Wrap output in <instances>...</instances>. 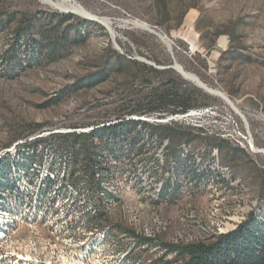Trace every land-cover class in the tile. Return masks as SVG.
I'll use <instances>...</instances> for the list:
<instances>
[{
    "label": "rangeland",
    "instance_id": "1",
    "mask_svg": "<svg viewBox=\"0 0 264 264\" xmlns=\"http://www.w3.org/2000/svg\"><path fill=\"white\" fill-rule=\"evenodd\" d=\"M75 1L99 20L111 22L121 54L127 48L132 51L129 59L141 64L144 62L138 59H144L150 63L147 65L156 67L142 55L149 51L137 49L125 36V32L136 30L154 34L171 57H175L173 49L193 57L192 63L189 58L177 63L182 67L193 64L197 70L188 73L224 93L245 116L243 120L223 99L212 96L214 106L220 108V116L201 123L226 134L230 144L247 142L264 149V0ZM39 10L82 18L40 0H0V13L23 15ZM142 24L147 28L140 27ZM98 25L88 26L86 42L68 46L55 57L37 54L29 41L20 48L17 56L20 61L15 68L5 64L3 56L12 44L14 32L0 31V149L39 129L38 125L65 133L114 120L119 114L128 115L135 108L134 102L147 95L140 79L133 80L128 72L113 73L98 86H81L78 80L103 66L102 59L108 57L105 52L110 47L116 50L108 29ZM161 38H167V42ZM146 43L155 44L152 40ZM180 43L188 51H183ZM162 47L154 48L159 58L163 57ZM197 57L205 62L206 69L197 66ZM247 148L246 153L264 174V155L254 153L248 144ZM237 177L231 180V188L234 191L239 186L238 193L232 194L228 189L212 194L210 190L194 187L181 190L180 199L174 203L148 202L143 196L147 192L121 181L117 186L120 201L105 212L102 222L73 231L66 225L62 229L46 222L20 226L17 234L0 246L2 262L7 264L14 256L24 255L49 264H94L93 259H98L96 264H119L118 253L130 247L131 264H150L162 257L164 252L158 247L137 248L133 238L137 233L147 238L152 235L157 242L208 244L214 236L234 231L243 216L259 207L258 186ZM106 229L113 233L105 242ZM90 251L96 252L93 257ZM173 257L169 255L167 259Z\"/></svg>",
    "mask_w": 264,
    "mask_h": 264
},
{
    "label": "trees",
    "instance_id": "2",
    "mask_svg": "<svg viewBox=\"0 0 264 264\" xmlns=\"http://www.w3.org/2000/svg\"><path fill=\"white\" fill-rule=\"evenodd\" d=\"M13 25L14 28H12ZM88 26L99 27L96 22L75 17L73 14L42 10L23 15L2 12L0 13V31L12 29L14 32L12 44L3 55L5 64L12 68L17 67L20 61V59H17L20 48L22 45L26 46L29 41L33 43L32 45L36 49L37 54H42L45 57H55L68 46L86 42L89 37ZM125 36L137 49H147L149 52L142 53V55L149 58L155 63L156 67L163 68V70L129 59L128 56L132 54L130 48H127L121 54L110 47L105 52L108 57L101 61L103 66L98 67L94 73L78 80L81 82L82 87L91 88L98 86L106 82L113 73L124 74L128 72L133 80L140 79L143 87L148 91L141 101L134 102L135 108L129 114L159 113L166 117L185 114L191 110L215 105L216 101L212 96L203 93L198 88L188 91L182 88L181 82L172 80L169 77L173 72L171 70L173 66L171 54L162 47L163 45L154 34L136 30L125 32ZM146 40H152L155 44L151 46L146 43ZM157 46L162 47V58H159V53H155L154 48ZM181 47L183 51H188L186 45L181 44ZM173 52L182 61L181 53L176 49H173ZM192 66L193 64H185V69L191 71L193 69ZM197 66H201L204 69L207 68L205 62L201 60L197 61ZM193 70L196 71V67ZM113 121L108 120L89 125L88 127L93 128V130L87 134L74 132L71 134H57L53 137L56 139L57 144H60L59 147L61 149L67 153L71 152L70 160L73 163L75 160L74 166L78 167V171L81 170L83 172L87 179V181H84L86 184H89L90 181L94 182L96 174L110 175L108 172L111 169H109L110 167L107 164L108 160L113 158L119 161L123 151L127 149V145L130 146V149L135 147L140 139L139 135H134L133 132H137L139 126L142 129H148L149 141L154 140L153 142H156L158 140L157 142L161 143L167 139L169 142L166 150L167 165L174 164V173L177 178L174 182H166L161 197L162 202L174 203L179 200L180 191L183 190L182 184L194 177L193 170L190 169L192 158L188 159L189 157H187L184 159L181 156L183 145L191 146L194 150L201 148L202 145H204L202 147H208L209 149H217L221 164L229 167L234 173V168L231 166L235 160L236 152L238 149L244 150L233 146L229 141L223 139H213L211 142V139L201 137L193 127L178 122H172L167 125H149L141 122L138 124L132 120H125L121 114L115 119V121H118L117 123L111 124ZM100 125L103 126L100 127ZM37 128L39 129L28 133L26 136L37 133L45 127L41 128V125H38ZM152 141L150 142L153 144ZM187 162L189 163L187 164ZM195 177L197 180L201 179L196 174ZM2 188L3 186L0 187V190ZM259 200L258 209H254L248 214L246 219L234 231L216 235L208 244L186 245L155 242L151 238L135 236L129 231L128 233L131 236L134 235L133 238L137 248L158 247L164 252L162 257L152 260L150 264H264V198ZM108 203L105 198L103 207L96 209V215L90 214L91 217L89 216L87 221L89 223L102 222ZM169 255H174L173 259H167Z\"/></svg>",
    "mask_w": 264,
    "mask_h": 264
},
{
    "label": "bare ground",
    "instance_id": "3",
    "mask_svg": "<svg viewBox=\"0 0 264 264\" xmlns=\"http://www.w3.org/2000/svg\"><path fill=\"white\" fill-rule=\"evenodd\" d=\"M40 2L61 11H70L80 16L96 17L75 0H40ZM100 21L109 27L112 32L111 23L108 19H101ZM193 47L195 48L194 44ZM226 103L245 120L244 114L236 104L231 100H227ZM123 117L125 120H132L138 124L141 122L149 125H167L164 122L156 121L150 115L128 114ZM117 122L114 119L111 124ZM102 126L100 125V127ZM138 131L133 132L134 135H139L140 139L134 148L130 149V146L127 145V149L123 151L119 161L113 158L108 160L107 164L111 169L108 172L110 175L96 174V171L94 173L96 179L94 182L90 181L89 184L84 182L87 179L83 172L78 171V167L74 166L75 160L74 163L70 160L71 152L67 153L61 149L60 144H57L56 139L53 138L61 132H53L52 138L31 135L28 144L14 146L13 149H10V147L1 148L0 187L3 186V188L0 190V246L9 237L17 234L20 230L19 227L23 226L22 223L35 225L46 222L51 226L62 229L69 227L71 230H79L86 225L98 223H89L87 218L90 214L94 215L97 208L103 207L105 198L109 202L105 212L120 201L121 191L117 186L121 181H127L130 187H137V190L143 193L147 192V195L143 196H146L145 199L148 202L170 203L161 200L166 182H174L177 178L174 173V164L167 165L166 150L169 142L167 139L161 143L157 142L158 140L156 142L150 140L153 142L152 144L148 140V129H142L139 126ZM199 135L201 136V134ZM232 145L235 146L233 143ZM237 147L247 150L245 147ZM181 152L182 158H192L190 169L194 173V177L192 173V179L182 184L183 189L188 190L199 187L210 190L212 194H220L221 191H227L228 189L232 194L240 192L239 186L234 191L232 190L231 180H237L238 177L229 167L221 164L217 149L201 147L194 150L191 146L183 145ZM254 152L264 155V149L254 147ZM195 174L201 179L198 178L199 180H197ZM148 180L150 183H148ZM68 218L71 219L68 220ZM245 219L246 217L243 216L239 224ZM112 233V231L105 230V242ZM140 234L137 233L138 236H147ZM149 237L154 240L152 238L154 236L148 235ZM129 238L131 240V237ZM154 241L157 242L156 239ZM94 247L95 245L92 246L93 249ZM131 249L130 247L128 251L118 253L121 256L119 264H131L129 259ZM89 253L93 257L96 252L90 251ZM14 257L7 264H49L35 262L31 257L27 258L24 255ZM2 259L3 257L0 256V264H4ZM97 260L93 259L92 261L96 264V262H99ZM136 264L140 263L137 262Z\"/></svg>",
    "mask_w": 264,
    "mask_h": 264
},
{
    "label": "built area",
    "instance_id": "4",
    "mask_svg": "<svg viewBox=\"0 0 264 264\" xmlns=\"http://www.w3.org/2000/svg\"><path fill=\"white\" fill-rule=\"evenodd\" d=\"M142 115V114H141ZM144 115H150L155 118L156 121H161L166 124H170L172 122H178L182 123L186 126H191L193 127L197 133L201 134L202 137L204 138H211V139H223L230 141L227 138V135L224 134L223 132L219 131L218 129H212V127H209L205 124H202L201 122L204 120H215L218 118V115L220 116V108L217 106H212V107H207V108H202V109H197V110H191L185 114H177V115H170L163 117L162 114L159 113H154V114H144ZM192 121L191 123L189 122ZM194 120V122H193ZM88 131H91V127L83 128V129H78V130H73L70 132H65L61 134H71V133H86ZM53 132H59V131H53V130H47V129H42L37 133H34L32 135H39V137H45V138H52L53 137ZM31 140V135H28L24 138L18 139L13 145H10V149H13L14 146H21L23 144H28ZM247 144L251 150L254 152V145L247 143V142H238L235 144V146H240V147H245L247 148ZM255 153V152H254ZM22 225H25V223H22ZM142 235V234H140Z\"/></svg>",
    "mask_w": 264,
    "mask_h": 264
},
{
    "label": "crops",
    "instance_id": "5",
    "mask_svg": "<svg viewBox=\"0 0 264 264\" xmlns=\"http://www.w3.org/2000/svg\"><path fill=\"white\" fill-rule=\"evenodd\" d=\"M175 57H171L172 61H173L172 65L178 64L177 62L181 61V59H179L178 56L176 58ZM181 57L182 58H189L190 62H191V60H192V62H194L193 57H189L188 55L187 56L182 55ZM198 58L199 57L195 58V61H199L200 59H198ZM150 66H153V65H150ZM156 68L158 70H163V68H158V67H156ZM182 68L184 71L185 70L187 71V72L185 71V74L194 77L192 74L188 73L191 71L185 69V66H183ZM171 70L173 72L171 75H169V77L172 80H175L177 82H181L183 85L182 88L187 89L188 91L190 89L194 90V89L198 88L203 93L208 94L204 89H202L190 77L183 75L181 72L177 71L176 69H174L172 67H171ZM208 95H210V94H208ZM210 96H212V95H210ZM236 153L237 154L235 156V160L232 162V167L234 168V171H235L234 174L236 176L237 175L242 176L244 181L249 182L250 184L252 183V185L256 184L258 186V187H256V189H258V194L261 195V198H264V174H263V171L260 170L259 166L255 163L254 159H252V157L250 155H248L246 153V151L238 149V151ZM244 165L247 167H244Z\"/></svg>",
    "mask_w": 264,
    "mask_h": 264
},
{
    "label": "water",
    "instance_id": "6",
    "mask_svg": "<svg viewBox=\"0 0 264 264\" xmlns=\"http://www.w3.org/2000/svg\"><path fill=\"white\" fill-rule=\"evenodd\" d=\"M64 12H70V11H64ZM74 14H75V13H74ZM80 17H82V18H84V19H87V20H89V21L96 22V23L102 25L103 27H105L106 29H108V31L110 32L111 38H112V40H113V43H114V45H115L116 50H117L118 52H120V48L118 47V45H117V43H116V37H115V34H112V32H111V30L109 29V27H107L106 25H104V24L99 20L98 17H86V16H80ZM110 23H111V22H110ZM138 26H139V25H138ZM140 27H142V28H147L146 25H142V26H140ZM147 30H148V29H147ZM150 32H151V31H150ZM161 40L164 41V42H167V38H161ZM189 44L191 45V43H189ZM191 46H192V45H191ZM168 48H169V51L172 52V48H171V45H170V44H168ZM120 53H121V52H120ZM138 60L141 61V62H144V63H146V64H150L148 61H146V60H144V59H138ZM172 68L176 69L177 71H179V72H181L183 75H185V71L183 70V68H182L180 65H178V64H174V65L172 66ZM193 76H194V75H193ZM191 79H193V80H194V81H195V82H196V83H197L202 89H204L208 94H210V95H212V96H217V97L223 99L225 102H227V100L230 101V99H229L225 94H223V93H221V92H217V91H215V90L209 88L206 84H204L203 82H201V81L199 80V78H197L196 76H194V78H191Z\"/></svg>",
    "mask_w": 264,
    "mask_h": 264
}]
</instances>
